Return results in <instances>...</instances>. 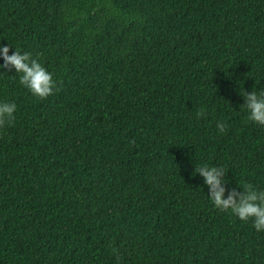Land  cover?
Wrapping results in <instances>:
<instances>
[{
	"label": "trees",
	"instance_id": "trees-1",
	"mask_svg": "<svg viewBox=\"0 0 264 264\" xmlns=\"http://www.w3.org/2000/svg\"><path fill=\"white\" fill-rule=\"evenodd\" d=\"M4 46L56 89L0 73L17 107L0 125V264H264V232L193 176L223 166L225 197L264 190V127L240 96L264 88V0H0Z\"/></svg>",
	"mask_w": 264,
	"mask_h": 264
},
{
	"label": "clouds",
	"instance_id": "clouds-1",
	"mask_svg": "<svg viewBox=\"0 0 264 264\" xmlns=\"http://www.w3.org/2000/svg\"><path fill=\"white\" fill-rule=\"evenodd\" d=\"M9 47H0V73L11 66L16 74H19V84L27 89L33 97L45 99L53 94L56 89V81L53 74L47 70L39 57H34L30 52H21L18 49L9 55ZM243 109L246 111V119L249 123L264 127V88L244 92ZM17 111L14 102L0 101V125L14 120ZM201 115L203 113H200ZM216 128L219 134L227 131L223 121L217 122ZM227 170L223 166H212L207 163L195 167L193 176L198 174L203 179V184L208 188L210 203L221 212L229 211L241 222L251 221L252 227L257 232H264V190H257L251 184H244L239 189L231 191L225 197V188L222 184L228 183L224 179Z\"/></svg>",
	"mask_w": 264,
	"mask_h": 264
}]
</instances>
